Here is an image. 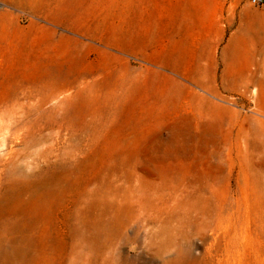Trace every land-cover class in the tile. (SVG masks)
<instances>
[{
	"label": "rangeland",
	"instance_id": "1",
	"mask_svg": "<svg viewBox=\"0 0 264 264\" xmlns=\"http://www.w3.org/2000/svg\"><path fill=\"white\" fill-rule=\"evenodd\" d=\"M227 1L217 36L161 0H0V264H264V6Z\"/></svg>",
	"mask_w": 264,
	"mask_h": 264
},
{
	"label": "crops",
	"instance_id": "2",
	"mask_svg": "<svg viewBox=\"0 0 264 264\" xmlns=\"http://www.w3.org/2000/svg\"><path fill=\"white\" fill-rule=\"evenodd\" d=\"M239 1L229 0L233 5L236 2L239 5ZM226 5L230 6L227 0H161L158 5L154 4V6H159L158 11L171 23L173 29H181L182 26L179 24L182 22H190L194 31L197 29L196 24L198 23H206L202 25L208 26L216 24L217 36H221L223 32L222 28L218 26L220 14L223 11L227 13L231 10ZM235 31L231 32L230 38L234 37Z\"/></svg>",
	"mask_w": 264,
	"mask_h": 264
},
{
	"label": "bare ground",
	"instance_id": "3",
	"mask_svg": "<svg viewBox=\"0 0 264 264\" xmlns=\"http://www.w3.org/2000/svg\"><path fill=\"white\" fill-rule=\"evenodd\" d=\"M120 23V22H119ZM122 23V22H121ZM120 23V24H121ZM94 27V26H93ZM100 27H101V24H100ZM115 27V25H114ZM80 28H83V27H80ZM92 28V26H91ZM116 28V27H115ZM96 30L99 29V26H97V23H96V28H94ZM86 30V29H85ZM76 41V40H75ZM76 43V42H75ZM239 43V42H238ZM79 44V43H78ZM235 44V43H234ZM73 67V66H72ZM71 67V68H72ZM90 69V68H89ZM67 70V69H66ZM88 71V70H87ZM83 72V71H82ZM85 72V71H84ZM76 73V72H75ZM78 74H80L78 72ZM84 74V73H83ZM86 74V72H85ZM68 75L70 76V74H66V78H64L63 76V80L59 81L57 79H55L54 81L48 83L46 86H48V92H46L48 95L50 94H55L56 92L57 93H61L62 91L64 92L65 89H67L66 87H69L71 86L72 79L75 78H70L68 77ZM62 76V75H61ZM79 77V76H78ZM77 77V78H78ZM56 78V77H55ZM61 78V77H60ZM52 79V78H51ZM53 80V79H52ZM76 80V79H75ZM250 79L247 78H243L240 80V82H238L237 84L238 85H244L243 87H248V84L250 83ZM75 82V81H74ZM93 84V83H92ZM91 84V85H92ZM89 85V84H88ZM94 85V84H93ZM89 88V87H88ZM260 88H262L260 86ZM91 89V88H90ZM89 89V90H90ZM88 90V91H89ZM65 98V97H64ZM66 99V98H65ZM64 104V103H63ZM66 105V103H65ZM260 105V104H259ZM263 106V105H262ZM65 107V106H63ZM260 108V107H258ZM260 112V111H259ZM255 114H257L258 116L252 118V120L260 126L261 129H254L255 131H253L250 135H246L245 137V140L248 142L249 144V147L247 148H250L251 149V158H254L256 157L258 154H261V153H264L263 150H264V141L262 140V135H264V115L256 112ZM263 117V118H262ZM11 125V124H10ZM260 132V133H259ZM241 136V134H238V138ZM246 142V143H247ZM246 154L244 155V158H245ZM138 181V180H137ZM110 183V182H109ZM98 186V185H97ZM109 186V185H108ZM154 186V185H153ZM100 187V185H99ZM126 187V186H125ZM148 187V186H147ZM103 189V188H102ZM99 191V190H98ZM124 191V190H123ZM129 192V191H128ZM124 194V193H122ZM150 194V193H149ZM101 223V222H100ZM13 221H11L10 219H8L6 221V227H3L2 230L0 231V239H8L9 236H11L13 233V230H14V227H13ZM9 225V226H8ZM12 225V228L10 227ZM22 228H18L16 231H20ZM14 241L11 244V246L9 248H3V246H0V256H2V258L6 261L10 258H16L20 253H21V250L19 248V245L17 243L16 240H23L24 239V236L23 234H21V232L16 236V237H13Z\"/></svg>",
	"mask_w": 264,
	"mask_h": 264
},
{
	"label": "built area",
	"instance_id": "4",
	"mask_svg": "<svg viewBox=\"0 0 264 264\" xmlns=\"http://www.w3.org/2000/svg\"><path fill=\"white\" fill-rule=\"evenodd\" d=\"M249 2L255 6H264V0H249Z\"/></svg>",
	"mask_w": 264,
	"mask_h": 264
}]
</instances>
